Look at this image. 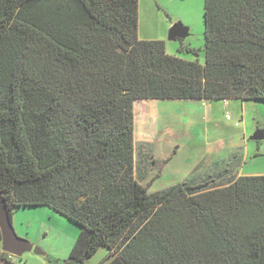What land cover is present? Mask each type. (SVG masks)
I'll return each instance as SVG.
<instances>
[{
    "label": "trees",
    "instance_id": "1",
    "mask_svg": "<svg viewBox=\"0 0 264 264\" xmlns=\"http://www.w3.org/2000/svg\"><path fill=\"white\" fill-rule=\"evenodd\" d=\"M139 7L0 0V199L80 226L77 264H264V175L151 193L134 144L137 100L264 101V0H206L204 62L140 40Z\"/></svg>",
    "mask_w": 264,
    "mask_h": 264
},
{
    "label": "rangeland",
    "instance_id": "2",
    "mask_svg": "<svg viewBox=\"0 0 264 264\" xmlns=\"http://www.w3.org/2000/svg\"><path fill=\"white\" fill-rule=\"evenodd\" d=\"M205 2L139 0L141 36L164 41L171 56L189 61L199 58L204 62ZM178 23L189 29V36L184 40L170 41L169 31ZM187 49L198 50L199 57L187 53ZM152 103L154 108L149 109L147 115L156 114V128H138L136 145V166L143 167L148 174L145 185L151 193L185 179H191V184L211 180L212 177H206V174L191 177L194 163L202 157L201 150L195 145L225 143L229 147L238 146V155L232 151L222 155L228 161L221 163L232 171L230 174L239 170L245 174L264 175V140H252L257 131H264V101L244 104L238 100L228 103L166 100ZM144 137L159 138V141L140 149L138 144L145 142ZM152 156L159 160L155 166ZM214 180L219 182L222 179ZM12 223L20 238L44 253H26L21 258L9 255L15 264H77L71 262L70 256L83 229L67 217L48 207L18 208ZM108 254L107 248H101L86 264H102ZM0 264H4L1 259Z\"/></svg>",
    "mask_w": 264,
    "mask_h": 264
},
{
    "label": "crops",
    "instance_id": "3",
    "mask_svg": "<svg viewBox=\"0 0 264 264\" xmlns=\"http://www.w3.org/2000/svg\"><path fill=\"white\" fill-rule=\"evenodd\" d=\"M139 38L140 40H159V38L153 37V36H151L150 38L142 37L140 24H139ZM158 101H166V100H137L134 103V117H135L134 144H135L136 178L144 186H146L145 183H146L148 174L145 172V170H143V167L139 165L136 166L137 130L138 128H143L146 130L152 129L153 127L156 128V118H157L156 114L155 115H147V114H148L149 109L154 108L153 107L154 105L152 102H158ZM176 101H181V100H176ZM196 101H201L204 103L209 102V101H204V100H196ZM229 101H232V100H224V102H227V103ZM238 101H241V100H238ZM242 102H245L244 104H246L247 102H256V101H242ZM144 139H145L144 143L138 144L140 149L144 148V146H149V145L158 143L159 141V138L154 140V139H147V137L146 138L144 137ZM195 147L201 150L202 157L199 158L198 162L194 163L193 174L191 175V177H195L196 175L206 174V177H212L213 179L220 178L222 180L218 182L220 183V185H217L216 188H223V187H227L231 185L232 183H234L235 180L239 177L255 176L252 174H245L244 172H241L239 170L234 172L235 174L232 175L230 174L232 173V171H229L228 169H226V165L223 164V162L228 161V159H226V157H222V155H225V152L229 153V151H232V153H234L235 155H238L239 154L238 146L233 145L229 147L225 143H218V144H213L209 146L195 145ZM245 158H248V156L247 157L245 156ZM152 159L154 161V166L158 164L159 160L155 159L154 156H152ZM221 161L223 162L221 163ZM183 182L191 183V179H185L180 183H183ZM196 184H200V183H196Z\"/></svg>",
    "mask_w": 264,
    "mask_h": 264
},
{
    "label": "water",
    "instance_id": "4",
    "mask_svg": "<svg viewBox=\"0 0 264 264\" xmlns=\"http://www.w3.org/2000/svg\"><path fill=\"white\" fill-rule=\"evenodd\" d=\"M189 36V29L184 27L183 24L178 23L174 25L169 31V40L177 41L184 40ZM254 141L264 140V131L259 130L252 137ZM0 235L2 242V252L10 256L21 258L26 253L34 252L38 255H44V253L37 247H34L32 243L20 238L13 226L12 220L9 215L7 205L0 199Z\"/></svg>",
    "mask_w": 264,
    "mask_h": 264
}]
</instances>
